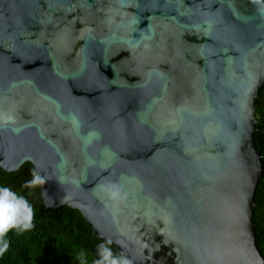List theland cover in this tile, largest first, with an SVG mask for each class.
Instances as JSON below:
<instances>
[{
    "label": "water",
    "instance_id": "95a60500",
    "mask_svg": "<svg viewBox=\"0 0 264 264\" xmlns=\"http://www.w3.org/2000/svg\"><path fill=\"white\" fill-rule=\"evenodd\" d=\"M263 85L264 0H0V170L133 264H264Z\"/></svg>",
    "mask_w": 264,
    "mask_h": 264
},
{
    "label": "trees",
    "instance_id": "16d2710c",
    "mask_svg": "<svg viewBox=\"0 0 264 264\" xmlns=\"http://www.w3.org/2000/svg\"><path fill=\"white\" fill-rule=\"evenodd\" d=\"M255 108L258 132L253 136V142L262 163L263 175L254 197L253 222L256 225V246L264 260V85L259 89ZM33 170L30 164L15 173L0 170V185L25 195L33 205L36 225L29 233L9 234L11 245L4 257L0 258V264H79L81 252L86 254L87 264H93L97 258L96 246L102 241L93 236L77 211L67 207L46 209L40 187L34 190L22 188L24 182L32 178ZM111 247L115 253H121L118 248Z\"/></svg>",
    "mask_w": 264,
    "mask_h": 264
},
{
    "label": "clouds",
    "instance_id": "9594fccd",
    "mask_svg": "<svg viewBox=\"0 0 264 264\" xmlns=\"http://www.w3.org/2000/svg\"><path fill=\"white\" fill-rule=\"evenodd\" d=\"M32 178L22 185V188L34 190L43 188L48 181L41 173L33 170ZM31 194V193H29ZM35 211L29 199L13 190L0 185V258L9 251L11 241L9 234H25L35 228ZM112 241L105 240L96 246V259L93 264H133V261L123 252L117 254L111 247ZM79 264H87L86 254L81 252Z\"/></svg>",
    "mask_w": 264,
    "mask_h": 264
}]
</instances>
